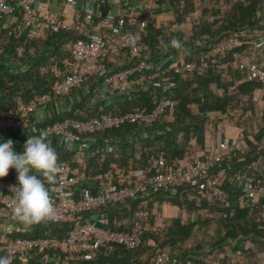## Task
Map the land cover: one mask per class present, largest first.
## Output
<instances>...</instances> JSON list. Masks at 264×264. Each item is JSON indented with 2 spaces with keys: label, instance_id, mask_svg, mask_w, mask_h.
Returning <instances> with one entry per match:
<instances>
[{
  "label": "built area",
  "instance_id": "built-area-1",
  "mask_svg": "<svg viewBox=\"0 0 264 264\" xmlns=\"http://www.w3.org/2000/svg\"><path fill=\"white\" fill-rule=\"evenodd\" d=\"M55 1L57 0H46L48 3ZM195 2L198 3V0ZM37 4L38 0H0V19L4 16H17L20 21L17 31L28 40L39 37L45 31H60L62 26L59 21H42ZM195 16L194 13L190 14L185 20L189 21ZM133 21L127 15H119L116 18L118 31L114 35L90 33L75 40L69 47L71 61L67 65L66 75L53 85L51 92L18 104L15 111L0 109V139L13 134L24 141V148L28 136L43 134L47 142L51 143L52 139H56L58 148L73 152L75 145L81 148L93 143L88 139L89 135L138 124L142 130L128 133L122 139L131 142L145 140L154 135L147 128L165 113H172L176 106L170 96L173 85L160 80L167 73L186 77L204 74L212 68L220 71L230 68L242 72L241 79L234 82V87L242 82H256L264 88V32L255 31L258 38L251 44L254 48L251 53L243 52L230 61H221L219 57L244 45L236 37H227L206 53L195 57L194 50L183 45L182 49L170 56L152 59L148 45L142 42L140 36L147 25L146 21L138 22L139 32L135 34L123 31ZM131 36L136 37L135 45L129 42ZM259 55L263 56L262 62L257 60ZM105 56H108L109 62L125 56L131 64L122 71H107L100 65ZM190 56L192 58L188 60ZM135 92L149 94L156 101L155 106L152 109L141 108L116 115H90L83 119L64 117L41 126L35 120L36 110L45 109L61 99L67 98L71 106L78 105L77 108H85L86 111ZM65 113V107L58 108L54 115L57 117ZM89 114L91 113L88 112ZM222 133L220 129L215 138H208L200 155L185 153L168 162L163 154H158L152 163L151 173L144 170L118 171L117 183L105 182L96 193L86 185V178L77 172L70 161L59 159L63 172L55 184L46 185L53 198L54 213L41 222L68 224V234L62 240L26 237L11 239L2 236L0 253H4L11 264H77L80 261H91L100 248L114 244L126 250H136L143 244L144 235L155 231L152 212L147 208V198L161 191L173 195L179 188L190 187L196 189L201 199L208 204L215 201L227 206L234 203L241 207L248 203L261 204L264 201V172L256 175L260 161L254 164L253 171L246 167L233 173L230 184L236 191L234 196L227 194L222 188L226 178L225 170L212 173L227 156L246 147L242 131L231 142ZM122 139L115 138V146L107 148L109 152L116 150L115 147ZM102 145L107 147L109 144L102 142ZM16 183L17 173L10 169L6 177L0 178V231L3 235L30 231L28 227L11 219L12 213L7 207L10 188ZM134 200L140 201L141 207L132 213L131 219L115 221L111 214L108 219L105 216H88L109 206ZM108 222L113 223L116 228L111 227ZM145 245L153 251L148 264H178L177 257L158 247L154 241L148 240Z\"/></svg>",
  "mask_w": 264,
  "mask_h": 264
},
{
  "label": "trees",
  "instance_id": "trees-1",
  "mask_svg": "<svg viewBox=\"0 0 264 264\" xmlns=\"http://www.w3.org/2000/svg\"><path fill=\"white\" fill-rule=\"evenodd\" d=\"M166 3L173 13V20L166 21L159 28L148 23L140 33L142 42L149 47L152 59L170 56L177 51L171 47L165 50L162 46L172 37L179 38L183 45L192 48L195 53L193 57L206 53L227 37H236L247 45L219 57L221 61H230L238 54L254 50L251 44L258 38L255 31L264 32V25L260 23L263 0H198V6L195 0H167ZM196 9L199 16L191 18L186 28L185 18ZM17 30V26L0 28V109L7 111H15L18 104L27 103L51 92L53 85L66 75L67 65L71 61L70 45L83 38L72 30H60L57 33L45 31L39 37L28 40ZM124 32L137 33L128 29ZM110 35H114V32ZM191 58L188 57V60ZM130 64L125 56L116 58L115 62H109L108 56L100 61L104 70L112 72L122 71ZM56 69L58 74L55 73ZM241 74V70L233 71L230 68L222 71L212 68L204 74H191L186 77L167 73L160 80L173 85L170 96L176 102L174 111L165 113L148 127L154 135L145 140L131 142L122 139L128 133L142 130L138 124L124 125L120 129L89 135L88 139L91 141L108 142L113 137H120L122 141L115 147L118 152L106 156L100 164V169H96L99 167L97 158L90 161L88 168L100 173L113 164L124 172L144 170L151 173L152 163L158 154H163L166 161L172 162L185 153L201 151L205 132L208 129L218 132L214 129L219 121L216 117L218 115L238 125L245 135L246 149L227 156L212 172L215 174L221 169L225 170L226 178L222 188L227 194L234 196L236 191L230 184L233 173L246 167L253 171L256 162L264 161V153L260 148L264 137V119H251L248 125L242 121L246 112L242 106L248 103L246 97L251 95L258 83L242 82L234 87L235 79H241ZM155 104L156 101L149 94L135 92L120 97L113 103L97 105L89 110V115H74L72 109L71 112L54 117L53 120L64 117L83 119L90 115L100 116L108 113L116 115L141 108L152 109ZM254 129L257 132L254 133ZM13 137L15 136L10 135V138ZM56 151L60 160L70 158L69 153ZM11 170L16 172L14 168ZM146 202L148 209L152 207L153 202H166L180 210L190 211L197 206L210 213L221 234V237L214 241L212 249H217L219 253H230L235 258V264L240 261V256L248 258L250 249H245L248 243L264 251V201L258 205L248 203L242 207L234 203L227 206L219 201L208 204L201 199L196 189L186 187L179 188L173 195L161 191L147 198ZM139 207L140 201L134 200L109 206L96 213L111 214L117 221L131 219L132 213ZM112 226L116 228L115 225ZM196 227L195 223H185L175 218L165 230L146 233L143 244L136 250H126L114 244L100 248L91 261H80L77 264H148L153 255L152 249L145 245L148 240L154 241L158 247L177 257L178 264L187 261L193 264H208L205 263L206 256L201 248L197 250L193 246H187ZM69 228L68 224L40 222L28 227V233L12 232L3 235L0 231V240L2 236L11 239L26 237L62 240L68 234ZM192 254L196 258L188 260L187 257ZM262 255L260 251L259 256ZM0 256L5 254L0 253ZM222 264H227L225 258Z\"/></svg>",
  "mask_w": 264,
  "mask_h": 264
},
{
  "label": "crops",
  "instance_id": "crops-1",
  "mask_svg": "<svg viewBox=\"0 0 264 264\" xmlns=\"http://www.w3.org/2000/svg\"><path fill=\"white\" fill-rule=\"evenodd\" d=\"M166 2L167 0H57L55 2L48 3L46 2V0H38L37 5L42 21L48 23L59 21L62 26L61 30H72L76 32L78 36L84 38L87 34L90 33H100L104 36H109L110 33L117 32L118 30L116 27V18L119 15H127V18L131 17L134 20L133 23L127 25L123 31H125V29H128L131 31L139 32L137 24L139 21L143 20L146 21L147 24L151 23L154 27L159 28L160 26L164 25L166 21H171V18L173 17V13L171 12L170 7ZM195 4L196 6H198V3L195 2ZM193 13L196 15L195 18L199 16V11L197 9ZM188 23L189 21H187V25H185L186 28H188ZM260 23L264 25V0L262 3V16L260 18ZM11 26H17V28L20 26V21L17 16H4L0 19L1 29H7ZM245 45L247 44H244L242 47H244ZM246 53L251 52L246 51ZM260 59H262V56H257V60L259 62ZM58 72L59 71L56 69L55 73L58 74ZM236 80L237 79H235V81ZM246 100L248 103L242 106L246 110L245 114H243L242 117L243 123L248 125L251 119H264V88L258 84V86L251 92V95L249 97H246ZM71 101H73L72 98ZM77 106H71V102L67 98L61 99L60 102L56 101L54 104L45 109L36 110L34 114L35 120L39 122L40 126L42 124L51 122L54 117H56L54 113L58 108L65 107L66 113L71 112L73 109L74 115L78 116L83 115L84 112V114H86L90 110L89 108L85 111V108L80 109L79 107L77 108ZM216 117L219 121L217 122L214 129H221V131L223 132V137L226 138L228 142H231V140L236 138L238 133L241 131V128L238 125L233 124L226 117L218 115ZM214 131L215 130L213 129H208L205 132V141L208 138L216 137V131ZM255 132H257L256 129H254V133ZM10 135H8L7 138H3V140L9 139ZM11 139L14 141V149L17 152L22 153L24 150V148H22L24 141L16 136ZM57 141L58 140L56 139H52V142L50 143L52 147L55 150L65 151L57 147ZM114 142L115 137L110 138V140L108 141L109 145H107V147L102 145V141H93V143L81 148H78L79 146L75 145L73 152L65 151L70 154V158L62 160H68L72 163V166L77 170V172L86 178V185L90 187L93 193H96L98 191V188L101 185L105 184V182L116 184V176H118L117 173L118 171H122L120 169H117V167H115L113 164H110L104 172L100 173H96L97 171L90 170L88 168L90 161L94 158H97L99 162V167L97 166L96 168L98 170L100 169V164L104 161L106 156L112 154L115 155L118 152L117 149L112 152H109V150L107 149L109 146H112ZM260 148L264 153V137L262 139ZM200 152L201 151L195 153H198V155H200ZM262 161L263 160H261L259 169L256 171V175L264 172V161L263 163ZM11 169L12 168H10V170ZM149 210L152 212V221L155 226V231L157 232L165 230L166 227L169 226L170 222L175 218H178L185 223H195L192 215H189L191 211H187L186 209L180 210L177 207L172 206L166 202H153L152 207H150ZM104 214L105 213H96L93 216L102 218ZM108 216L110 215L105 214V217H107L106 219H108ZM108 223L109 225H114L113 223ZM187 246L194 247V245L191 246L189 242ZM245 249H250V253H248L247 255L248 257H250L247 258L248 260L244 258V260L238 261L236 264H264V251L262 249L254 248L249 243L246 244ZM260 251L261 253H263L262 257L259 256ZM195 258L196 256H194L193 254L187 257L188 260H193ZM224 258L226 259L227 264H235L234 256L228 252H215V254H210L206 257L205 263L222 264V260ZM179 264L193 263L187 261L180 262Z\"/></svg>",
  "mask_w": 264,
  "mask_h": 264
},
{
  "label": "clouds",
  "instance_id": "clouds-1",
  "mask_svg": "<svg viewBox=\"0 0 264 264\" xmlns=\"http://www.w3.org/2000/svg\"><path fill=\"white\" fill-rule=\"evenodd\" d=\"M129 42L135 45L136 37L131 36ZM162 46L165 50L169 47L177 50L183 48L177 37H172ZM13 145L11 138L0 139V178L6 177L10 168L15 169L17 183L10 188L7 207L11 210L12 220L31 227L53 215V198L46 185L57 182L63 167L57 151L43 134L28 136L22 153L17 152ZM0 264H11V261L8 257L0 256Z\"/></svg>",
  "mask_w": 264,
  "mask_h": 264
},
{
  "label": "rangeland",
  "instance_id": "rangeland-1",
  "mask_svg": "<svg viewBox=\"0 0 264 264\" xmlns=\"http://www.w3.org/2000/svg\"><path fill=\"white\" fill-rule=\"evenodd\" d=\"M190 211L191 213L189 215H192L195 224H197V227L194 229L189 239L190 245H194V248L197 250L201 248L203 250L204 256L206 257L208 254H215L217 249H212V245L214 241L221 237L215 221L211 217L210 213L203 211L200 207H193L190 209ZM204 220H206V222H203ZM239 258L240 261L244 260V256H240ZM245 259H247V257H245Z\"/></svg>",
  "mask_w": 264,
  "mask_h": 264
}]
</instances>
